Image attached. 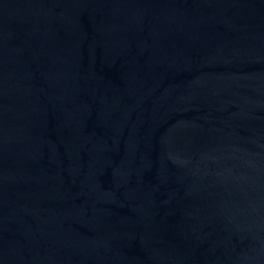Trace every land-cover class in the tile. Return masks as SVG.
Wrapping results in <instances>:
<instances>
[{
	"label": "water",
	"instance_id": "obj_1",
	"mask_svg": "<svg viewBox=\"0 0 264 264\" xmlns=\"http://www.w3.org/2000/svg\"><path fill=\"white\" fill-rule=\"evenodd\" d=\"M0 264H264V0H0Z\"/></svg>",
	"mask_w": 264,
	"mask_h": 264
}]
</instances>
